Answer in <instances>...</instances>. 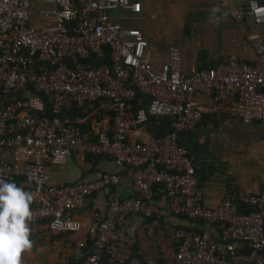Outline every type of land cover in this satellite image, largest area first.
<instances>
[{
	"label": "built area",
	"instance_id": "built-area-1",
	"mask_svg": "<svg viewBox=\"0 0 264 264\" xmlns=\"http://www.w3.org/2000/svg\"><path fill=\"white\" fill-rule=\"evenodd\" d=\"M35 2L42 4L39 26L28 22ZM120 8L136 12L139 1L0 0V178L29 185L31 224L42 221L52 232L79 231L83 224L72 213L103 191L102 208L93 209L84 225L87 264L102 256L103 264L127 259L134 242L129 214L165 222L181 216L204 226L173 227L167 257L147 256L141 264H264V192L236 190L215 206L204 205L192 157L178 142L200 118L195 94L242 123H264V38L255 39L252 64L232 56L184 73L178 48L168 45L165 60L152 69L140 30L110 17ZM224 14L264 24V0H245ZM135 97H144V106H134ZM102 112L111 126L80 127ZM149 115L169 117V130L128 138L130 127L144 125ZM83 153L108 157L112 169L91 179L48 182V165ZM124 167L130 169V194L119 196L115 187ZM83 245L75 247L77 256Z\"/></svg>",
	"mask_w": 264,
	"mask_h": 264
},
{
	"label": "crops",
	"instance_id": "crops-1",
	"mask_svg": "<svg viewBox=\"0 0 264 264\" xmlns=\"http://www.w3.org/2000/svg\"><path fill=\"white\" fill-rule=\"evenodd\" d=\"M138 11L118 9L110 17L121 26L138 28L146 40L144 58L152 69H157L166 58L168 45L178 48L180 70L204 68L236 57L250 64L257 62L253 45L257 37L264 38V24L254 25L248 17L234 21L224 14L227 7L233 8L245 0H138ZM42 4L35 2L28 11V22L39 26L43 23L37 13ZM215 11L220 22L209 23V16ZM195 100L202 106V112L193 129L183 131L178 137L192 157L202 203L215 206L224 194L233 195L236 190L251 193L264 192V123L251 121L242 123L229 116L225 108L212 107L201 95ZM84 127L94 129L111 126L108 113L94 114ZM148 132L145 125L132 126L127 137L135 140L144 138ZM69 155L56 165L46 167L50 184L66 183L94 178L98 173L110 171L112 162L105 156L86 158ZM85 162L89 163L85 167ZM130 169L124 167L115 187L119 196L130 194ZM15 182L24 190L29 185L18 179ZM31 192V191H30ZM154 199L161 208L165 200L161 195ZM104 192L89 195L82 208L72 213L83 226L77 232H52L42 221L33 222L31 239L34 247L25 254L23 264H66L78 243L85 241V224L93 209L102 208ZM128 233L134 242L128 251V264H141L147 256L164 260L173 247L170 237L172 228L186 226L199 230L204 226L199 221H189L175 216L169 221L144 218L138 214L127 217ZM215 232L214 225L206 226ZM84 264H87L86 262Z\"/></svg>",
	"mask_w": 264,
	"mask_h": 264
},
{
	"label": "clouds",
	"instance_id": "clouds-1",
	"mask_svg": "<svg viewBox=\"0 0 264 264\" xmlns=\"http://www.w3.org/2000/svg\"><path fill=\"white\" fill-rule=\"evenodd\" d=\"M220 19L213 11L208 22L218 24ZM33 201L32 192L0 178V264H23L24 255L32 252Z\"/></svg>",
	"mask_w": 264,
	"mask_h": 264
},
{
	"label": "trees",
	"instance_id": "trees-1",
	"mask_svg": "<svg viewBox=\"0 0 264 264\" xmlns=\"http://www.w3.org/2000/svg\"><path fill=\"white\" fill-rule=\"evenodd\" d=\"M137 97V96H136ZM136 97L133 99V105L134 106H144L145 104V98L141 97L140 99L138 98V100L136 99ZM72 113H77L79 112V109H72L71 110ZM146 131L148 132V134L151 135H158L162 132H165L167 130H169V117L167 116H147V119L144 123ZM81 128L83 127V125L80 126ZM181 134V132L179 133V135ZM178 135V137H180ZM179 143H182L181 141H179ZM183 144V143H182ZM81 156H83V158L85 160H87L86 158L91 157V156H101V155H96V154H90V153H83ZM195 173V171H194ZM240 210L244 211L243 208H240ZM185 228L188 229V227L183 226ZM90 252V248H89V241L87 239H85L84 241V245L80 247V255L78 256H74L73 254H71V256H69L68 261L66 264H84L86 262V257ZM129 256L127 257V259L119 264H128L129 262ZM105 261V256H102L97 264H103Z\"/></svg>",
	"mask_w": 264,
	"mask_h": 264
}]
</instances>
